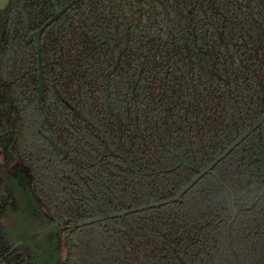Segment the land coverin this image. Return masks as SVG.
<instances>
[{
	"label": "trees",
	"instance_id": "16d2710c",
	"mask_svg": "<svg viewBox=\"0 0 264 264\" xmlns=\"http://www.w3.org/2000/svg\"><path fill=\"white\" fill-rule=\"evenodd\" d=\"M72 1L14 0L0 51V135L55 220L174 196L264 115V0H80L41 96L28 39ZM60 232L63 264H264V123L178 202Z\"/></svg>",
	"mask_w": 264,
	"mask_h": 264
},
{
	"label": "water",
	"instance_id": "95a60500",
	"mask_svg": "<svg viewBox=\"0 0 264 264\" xmlns=\"http://www.w3.org/2000/svg\"><path fill=\"white\" fill-rule=\"evenodd\" d=\"M80 0H73L70 4H68L64 9L58 12L51 20H49L44 26L36 33L31 35L28 39L29 42L34 40L37 41L38 44V63H39V72H40V87L39 93L43 95V75H42V56H41V37L44 31L50 27L54 22H56L67 10L72 8L76 3ZM14 0H0V38L2 37L6 25V21L8 19V13L12 7ZM62 101L67 105L70 106L69 103L64 99L61 98ZM264 123V115H262L252 126H250L244 133L239 135L237 139L231 143L225 150L218 155L210 164L200 169L197 174L174 196H171L167 199L151 202L148 204H144L135 208L126 209L123 211H118L110 215L101 216L98 218H92L83 221H75L73 219H63V220H55L46 210L41 200L36 196L34 181L32 176L27 172L25 179L23 180H15V189L17 192V198L19 199L21 208L23 211H27V214L39 223L35 231H32L31 237H27L25 235L21 236L18 241H11L7 240L8 244L18 247L20 244L25 243V238H28V241H33L34 237L39 235L43 236L45 234V238H48L51 242V251L45 252L43 251L42 254L37 252V241L35 244L32 245L31 248H28L29 251L27 253V263L26 264H63L62 262V254H63V241L61 238L60 226L68 221L73 222L76 227H82L89 224L114 219L118 217L127 216L129 214L150 210L153 208L165 206L168 204H172L174 202H178L182 199V197L187 194V192L192 189L204 176L211 173L212 170L223 160L225 159L236 147H238L241 143H243L255 130H257L262 124ZM28 169V168H26ZM16 171V170H15ZM14 192V191H13ZM0 210H3L2 213L4 215L5 211L14 210L13 205H6V207H0ZM0 214V224L3 215ZM40 229V230H39ZM8 231L5 228L0 226V234L6 239L10 235L7 234ZM41 233V234H40ZM33 237V238H32ZM32 238V239H31ZM31 241L29 243H31ZM29 247V246H28ZM25 249V248H24ZM37 250V251H36ZM37 252V254H36Z\"/></svg>",
	"mask_w": 264,
	"mask_h": 264
},
{
	"label": "rangeland",
	"instance_id": "374dc122",
	"mask_svg": "<svg viewBox=\"0 0 264 264\" xmlns=\"http://www.w3.org/2000/svg\"><path fill=\"white\" fill-rule=\"evenodd\" d=\"M17 192L16 189L14 188V192H8V195L2 198V201H4L3 204V208L6 207V205H13V209L14 210H10L9 211H5L2 219H1V224L0 226L2 228L7 229L8 231V235H10V237L8 236L6 239L9 241H18L19 238L23 235L27 236V237H31L32 236V231H35L38 226V222L35 220V218H32L31 216H29L27 214V211H23V209L21 208L19 199L17 198ZM4 212V211H3ZM40 228V227H39ZM40 230V229H39ZM41 234V233H40ZM45 234L43 233L42 235H39L37 237H32L33 241H31V243H29L30 241H28V238H25L24 241H26L23 244H20L18 246V248L20 249V251L23 252V254H25L27 256L26 251L28 252L29 249L31 248L33 244H35V241H37V249H39L37 252H39V254L43 251L45 252H50L51 251V242L48 238H45L44 236ZM31 238V239H32ZM29 246V247H28ZM25 248V249H24ZM36 252V254H37ZM64 252L62 254V258H63Z\"/></svg>",
	"mask_w": 264,
	"mask_h": 264
},
{
	"label": "flooded vegetation",
	"instance_id": "af4514ba",
	"mask_svg": "<svg viewBox=\"0 0 264 264\" xmlns=\"http://www.w3.org/2000/svg\"><path fill=\"white\" fill-rule=\"evenodd\" d=\"M4 40H5V37L3 35L0 38V51L1 50L3 51L4 49V45H3ZM7 141L9 145L6 142L5 136L3 134L0 135V207L2 208H3L2 203L4 202L2 201V198L7 196L8 192L13 193L14 188H15V184H14L15 180H22L23 178L25 179L27 172L32 176V172L30 171L29 164L24 159L23 160L20 158L14 159L12 152H11V146L15 144V142L12 140V137L10 136ZM32 179H33V176H32ZM2 213H3V210H0V214ZM6 242H7V239H6ZM6 246L9 247V253H12L13 251H18V253H20L24 257L26 261L25 263H27V260H28L27 256L23 254V252L20 251L18 247H14L10 244H6ZM6 257L7 256H4V258ZM2 260L3 259H0V263L2 262Z\"/></svg>",
	"mask_w": 264,
	"mask_h": 264
}]
</instances>
